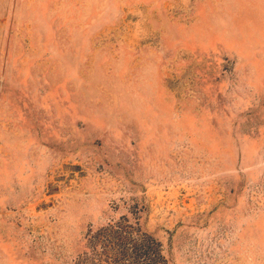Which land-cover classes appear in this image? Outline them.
<instances>
[{"label":"rangeland","instance_id":"1","mask_svg":"<svg viewBox=\"0 0 264 264\" xmlns=\"http://www.w3.org/2000/svg\"><path fill=\"white\" fill-rule=\"evenodd\" d=\"M116 226L264 264V0H0V264H115Z\"/></svg>","mask_w":264,"mask_h":264},{"label":"trees","instance_id":"2","mask_svg":"<svg viewBox=\"0 0 264 264\" xmlns=\"http://www.w3.org/2000/svg\"><path fill=\"white\" fill-rule=\"evenodd\" d=\"M114 230L117 231L115 243L118 248V258L113 259L115 264H155L159 254L157 243L152 237L138 230L128 238L125 237L127 231L121 227L116 226Z\"/></svg>","mask_w":264,"mask_h":264}]
</instances>
